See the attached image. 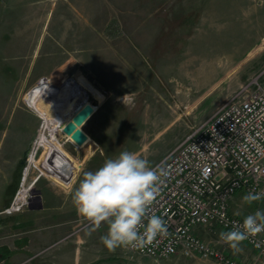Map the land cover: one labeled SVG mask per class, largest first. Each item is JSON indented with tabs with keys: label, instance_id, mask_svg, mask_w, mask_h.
I'll return each instance as SVG.
<instances>
[{
	"label": "rangeland",
	"instance_id": "rangeland-1",
	"mask_svg": "<svg viewBox=\"0 0 264 264\" xmlns=\"http://www.w3.org/2000/svg\"><path fill=\"white\" fill-rule=\"evenodd\" d=\"M87 2L101 10L72 12L66 20L72 31L83 23L81 16L91 15L89 36L0 37V220L8 217L5 212L49 202L50 193L71 201L69 188L83 172L121 151L157 163L241 84L257 76L264 86V0H172L170 34L160 42L124 41L126 20L114 0ZM86 102L94 112L81 126L87 139L77 144L62 128ZM244 195L235 193L231 213L264 211L259 202L243 203ZM86 223L80 218L78 226ZM196 231L216 239L220 230ZM247 247L243 242L242 252L228 246L225 252L253 264ZM137 260L217 264L179 254Z\"/></svg>",
	"mask_w": 264,
	"mask_h": 264
},
{
	"label": "built area",
	"instance_id": "built-area-1",
	"mask_svg": "<svg viewBox=\"0 0 264 264\" xmlns=\"http://www.w3.org/2000/svg\"><path fill=\"white\" fill-rule=\"evenodd\" d=\"M151 166H162L167 172L150 208L166 222L167 235L142 248L125 249L152 258L179 254L210 258L217 264H241L227 255V245L218 240L220 232L231 230L244 218L229 210L235 193L264 190V86L258 77L241 84ZM259 203L264 205V200ZM211 226L220 230L216 239H205L196 231ZM244 242L255 252L253 264H259L264 258V233Z\"/></svg>",
	"mask_w": 264,
	"mask_h": 264
},
{
	"label": "crops",
	"instance_id": "crops-1",
	"mask_svg": "<svg viewBox=\"0 0 264 264\" xmlns=\"http://www.w3.org/2000/svg\"><path fill=\"white\" fill-rule=\"evenodd\" d=\"M113 3L114 9L120 12L118 16L127 21L122 31L124 41L160 42L159 37L170 34L172 0H114ZM91 10L100 11L101 7H92L87 0H0V37L12 34L61 36L71 32L74 40H78L80 36L91 34V15L81 16L83 23L75 25L73 32L66 19L74 16L72 12ZM141 19L147 22L140 24ZM65 20L67 23L63 25ZM65 79L63 77L58 82ZM64 85L55 88L60 91ZM59 108L57 105L46 115L47 123ZM48 195L49 202H41L37 207L5 212L8 217L0 220V264H138L137 254L125 248L109 252L101 244L100 236L106 233L107 225L95 231H92L91 224L78 226L81 217L77 215L69 196ZM56 198L61 200L53 202ZM247 248L255 258V252ZM258 263L264 264V258Z\"/></svg>",
	"mask_w": 264,
	"mask_h": 264
},
{
	"label": "clouds",
	"instance_id": "clouds-1",
	"mask_svg": "<svg viewBox=\"0 0 264 264\" xmlns=\"http://www.w3.org/2000/svg\"><path fill=\"white\" fill-rule=\"evenodd\" d=\"M166 176L162 166L153 167L136 152L124 150L105 159L94 171L83 172L78 184L69 188V194L77 215L92 225V231L107 225L100 242L109 252L142 248L167 235L166 222L150 213ZM261 200L264 190L253 189L242 197L247 205ZM261 233L264 211L256 210L231 230L220 232L218 243L239 253L244 241Z\"/></svg>",
	"mask_w": 264,
	"mask_h": 264
},
{
	"label": "water",
	"instance_id": "water-1",
	"mask_svg": "<svg viewBox=\"0 0 264 264\" xmlns=\"http://www.w3.org/2000/svg\"><path fill=\"white\" fill-rule=\"evenodd\" d=\"M94 112V108L90 102L85 103L67 122L63 131L70 135L71 138L78 144L83 143L87 139V134L82 130L81 126L87 121V119Z\"/></svg>",
	"mask_w": 264,
	"mask_h": 264
},
{
	"label": "bare ground",
	"instance_id": "bare-ground-1",
	"mask_svg": "<svg viewBox=\"0 0 264 264\" xmlns=\"http://www.w3.org/2000/svg\"><path fill=\"white\" fill-rule=\"evenodd\" d=\"M86 103H87V102H86ZM81 108H82V107H81ZM78 110H79V109H78ZM78 110H77V111H78ZM77 111H76V112H77ZM76 112H75V113H76ZM75 113H74V114H75ZM74 114L72 115V117L74 116ZM72 117H71V119H72ZM71 119H70V120H71ZM67 120H68V122L70 121L69 119H67ZM67 120H65L64 123H65V122L67 123ZM63 127H64V126H63ZM62 131H63V128H62ZM63 132H64V131H63ZM64 133H65V132H64ZM65 134H66V133H65ZM67 135H68V134H67ZM77 144H78V143H77ZM81 144H82V143H81ZM28 154H29V153H28ZM22 172H23V171H22ZM21 178H22V177H21ZM9 208H10V207H9Z\"/></svg>",
	"mask_w": 264,
	"mask_h": 264
}]
</instances>
